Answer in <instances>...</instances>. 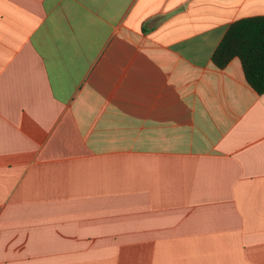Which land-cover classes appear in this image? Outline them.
I'll list each match as a JSON object with an SVG mask.
<instances>
[{"label": "crops", "instance_id": "0c3cea01", "mask_svg": "<svg viewBox=\"0 0 264 264\" xmlns=\"http://www.w3.org/2000/svg\"><path fill=\"white\" fill-rule=\"evenodd\" d=\"M264 0H0V264H264V92L211 56Z\"/></svg>", "mask_w": 264, "mask_h": 264}, {"label": "trees", "instance_id": "16d2710c", "mask_svg": "<svg viewBox=\"0 0 264 264\" xmlns=\"http://www.w3.org/2000/svg\"><path fill=\"white\" fill-rule=\"evenodd\" d=\"M237 57L248 84L259 94L264 92V16L232 22L214 49L211 59L224 68Z\"/></svg>", "mask_w": 264, "mask_h": 264}]
</instances>
